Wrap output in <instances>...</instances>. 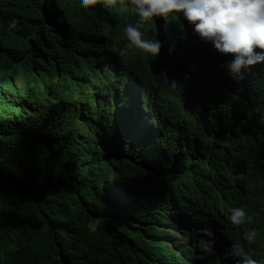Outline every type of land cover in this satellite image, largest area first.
<instances>
[{"label":"trees","instance_id":"1","mask_svg":"<svg viewBox=\"0 0 264 264\" xmlns=\"http://www.w3.org/2000/svg\"><path fill=\"white\" fill-rule=\"evenodd\" d=\"M137 19L127 0H0V264L264 259V63L236 81L186 35L172 70L127 47ZM207 231L216 249L183 243Z\"/></svg>","mask_w":264,"mask_h":264},{"label":"clouds","instance_id":"2","mask_svg":"<svg viewBox=\"0 0 264 264\" xmlns=\"http://www.w3.org/2000/svg\"><path fill=\"white\" fill-rule=\"evenodd\" d=\"M74 2L78 8H88L98 0ZM102 2L105 7H111L116 0ZM127 5L135 9L138 17L135 23L123 28L127 47L166 62L172 70L184 65L186 45L183 39L186 35V42L196 49L208 46L220 54H231L232 59L226 69L236 81L243 80L245 72L252 66L264 63V0H127ZM156 17H164L159 25L158 38L149 39L146 22ZM16 27L17 22L13 21L9 30ZM176 73L181 74L180 70ZM170 83L173 88L178 86L175 80ZM228 219L233 225L240 226L251 218L241 206L232 208ZM214 234L215 246H204V250L219 247L220 239ZM243 239L248 244H254L257 230L245 231ZM227 254L231 256L224 264H264V259L254 258L251 252L245 251L238 243L233 244ZM222 259L217 258L218 261Z\"/></svg>","mask_w":264,"mask_h":264},{"label":"rangeland","instance_id":"3","mask_svg":"<svg viewBox=\"0 0 264 264\" xmlns=\"http://www.w3.org/2000/svg\"><path fill=\"white\" fill-rule=\"evenodd\" d=\"M176 237L178 240H182L180 234L176 231L175 232ZM207 234V236L209 237L208 240H206L205 238H197L195 234H193L190 238H188L187 240L183 241L184 244H192L194 246L200 245V247H204L207 245H212L215 246L216 244V236L214 233L212 232H207L205 233ZM172 243V242H171Z\"/></svg>","mask_w":264,"mask_h":264}]
</instances>
